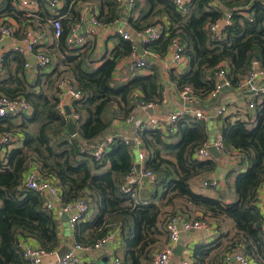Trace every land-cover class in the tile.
I'll use <instances>...</instances> for the list:
<instances>
[{
	"label": "trees",
	"instance_id": "1",
	"mask_svg": "<svg viewBox=\"0 0 264 264\" xmlns=\"http://www.w3.org/2000/svg\"><path fill=\"white\" fill-rule=\"evenodd\" d=\"M17 1L0 0V13L19 21L23 13L15 8ZM85 2L96 8L97 26L123 19L130 30L138 32L160 25L161 36L142 44L158 56L165 57L177 38L187 64L181 71L171 68L169 80L178 91L189 89L200 101L212 100L209 94L222 62L229 80L223 92H235L255 63L264 72L261 0H191L184 12L173 0H134L130 10L126 0H62L54 15L60 16L61 33L43 51L50 57L47 66L27 67L24 55L11 49L3 53L0 95L23 98L31 111L0 117V136L10 132L13 138L3 152L0 149V264H28L20 244L26 240L34 241L45 253L61 246L55 215L44 205L42 195L22 187L33 164L42 177L54 181L64 204L89 198V214L75 224L73 243L91 246L110 234L112 223L119 220L124 251L118 264H152L167 239L165 219L172 213L208 223L230 220L234 225L231 236L219 233L212 241L195 244L190 264H218L235 252L246 254L254 264H264V216L259 205L264 185V93L250 96L253 109L214 118L225 149L241 156L237 167L229 171V175L236 173L228 185L234 195L230 202L222 193L213 197L191 189L190 179L214 171L217 163L213 158L195 157L196 150L210 141L211 123L189 115L181 116L176 131L169 134L149 122L137 126L145 170L154 175L151 198L137 199L135 184L127 178L135 166V143L116 139L101 160H95L89 148L102 138L103 131L111 132L115 120L128 118L138 103L158 106L163 102L161 72L151 63L147 73L137 70L126 81L115 80L117 63L136 52L134 42L118 33L113 36L114 47L100 56L94 35L82 47L70 48L66 37L71 26L80 22ZM225 12L231 13L230 23L216 38L209 25ZM64 78L82 94L71 103L72 112L79 115L74 136L68 134V117L58 107L63 100L58 83ZM193 212L200 215L193 218Z\"/></svg>",
	"mask_w": 264,
	"mask_h": 264
},
{
	"label": "built area",
	"instance_id": "2",
	"mask_svg": "<svg viewBox=\"0 0 264 264\" xmlns=\"http://www.w3.org/2000/svg\"><path fill=\"white\" fill-rule=\"evenodd\" d=\"M120 1V0H119ZM127 1V8L130 10L134 6V0H126ZM176 7L184 12L187 9L188 4L191 0H173ZM23 9H25V15L29 16L32 14L31 10H34L38 7L39 3H44L46 7L58 11L59 7L62 5V0H20L18 2ZM261 3L264 5V0H261ZM54 15H57L54 14ZM53 15V16H54ZM230 12H225L224 16L209 25V31L213 36L216 38H220L222 36L223 28L230 23ZM87 23L90 25L87 26ZM85 24L86 28L83 31L82 25ZM51 25L53 30L54 37H58L61 33V24H60V16H54L51 18ZM97 21L95 18V12L93 11V6L91 3H87L84 7L83 13H81L80 22L71 26L67 37L66 42L70 48H80L85 43L89 37H92L96 34L97 28ZM14 29L11 25L0 23V39L6 37L13 36ZM117 33L121 35L124 39H128L134 42L131 37V34L123 30L122 28L117 29ZM162 30L160 25H151L148 26L138 32H134L137 39L140 40L141 44L149 43L158 39L161 36ZM41 32L34 27H28L22 37L16 38L15 41L9 46L7 50L16 51L25 57L33 56L35 58V65L38 67H45L50 63V57L47 56L43 51L38 50L34 51L35 47L40 42ZM135 45V42H134ZM136 49V46H134ZM170 49L172 51V63L175 67L181 68L185 63L186 59L182 55L183 46L180 41L176 38L170 44ZM5 51L0 52V68L2 65V58L3 53ZM153 57L155 56L154 53L151 51H144L143 55L136 56L132 62L131 66L134 69H142L148 70L149 64L151 62L148 60L147 56ZM34 65V66H35ZM256 63L254 64L252 70L238 82L237 90L238 91H253L254 94H263L264 93V85H261V80L264 79V72L259 68L255 67ZM27 67H31L29 61L26 63ZM227 65L225 62H222L215 72L217 77V82L215 84L214 89L210 92L209 98L214 100L219 97L223 89L229 86V80L227 78ZM58 86L62 92V99L65 96H69L68 106L71 110V114L66 115L64 110V103L63 100L59 104V110L65 114L68 118H71L74 123L78 121L79 115L77 113H73L71 109V103L73 100L80 99L82 94L80 91L75 90L71 85L70 81L67 78L61 79L58 83ZM138 95V93H135ZM164 95V93H163ZM179 98L183 101L182 107L178 111L170 112L163 116H149L148 122L155 126L156 128L160 129L164 134L173 133L176 131V123L178 119L183 115H189L195 117L197 119L207 120L210 117V112L198 110L196 108L190 107L187 105L193 99V95L191 94L189 89H183L178 91ZM251 95H247V98L244 102V109H253L255 107V103L253 100L250 99ZM156 104L154 103H138L134 109V111L139 110H147V109H154ZM31 111V107L29 103H27L23 98L17 97L14 99H10L6 96L0 95V117L4 116H13L18 114H29ZM227 113V107L225 104L218 106L217 109L213 110V117H217L220 115H224ZM13 138L10 132H6L0 136V149L2 152L4 151L5 145L9 143ZM121 139L124 143L133 142L135 143L136 147L139 145L142 147L141 142L139 140L137 134V126L133 128L131 136H124V135H111L108 134L105 137L100 138L97 140L90 148L89 152L91 156L95 160H101L108 150L110 145L116 140ZM213 144L217 150L221 154H225L227 156H233L236 160L241 158L240 154L236 151L233 153L227 151L222 143L221 136L219 132L216 134L213 141L207 142L204 146L200 147L195 152V157L204 160L211 158V154L207 150V146ZM145 161V151L143 147L141 149L137 148L136 159H135V166L130 171L128 175V180L130 182H134L132 180L134 173L137 172L139 178L141 177H148L149 179H153L154 175L151 171L145 170L144 167ZM137 166V167H136ZM203 185L209 187H217L218 182L211 179L209 181H204ZM22 187L33 189L40 193L43 198L44 205L47 209L51 210L55 215V218L58 219L61 213H65L68 216L67 223L68 226L73 230L75 224L83 219L87 213H89V198L81 197L71 203L64 204L62 202L61 193L57 185L54 181L50 178L42 177L39 167L30 168L24 177ZM210 224L206 220H199V219H192L189 218L187 214L182 213H172L169 214L165 219V231L167 235V242L163 247H161L153 257L152 264H172V255L173 249L178 243L180 239V232L181 230L189 231V230H201V229H209ZM264 229V225H263ZM111 238V233L106 235L101 240L97 241L95 244L91 246H82L77 243H72L71 248H68V251L64 254V256L57 262V264H86L84 263L83 259L78 255L79 252H87L92 253L96 250H99L103 245L108 243L109 239ZM23 257L26 259L28 264H41L42 257L48 256L52 253H45L41 251L37 245L29 242L23 241L20 243ZM55 252V251H54ZM53 252V253H54ZM235 260L238 264H254L253 260L243 254L241 252H235L234 254ZM231 256H227L225 258L226 261L230 259ZM119 257L114 256L112 258V264H118ZM181 264H190L191 263V256L186 255L180 262Z\"/></svg>",
	"mask_w": 264,
	"mask_h": 264
},
{
	"label": "crops",
	"instance_id": "3",
	"mask_svg": "<svg viewBox=\"0 0 264 264\" xmlns=\"http://www.w3.org/2000/svg\"><path fill=\"white\" fill-rule=\"evenodd\" d=\"M20 0H18L15 3V8L19 11H22L23 16H19V21L16 20L12 15L6 14V13H0V23H5L8 25H11L14 29L13 36L12 37H6L3 39H10L11 42L7 43L4 47L0 48L1 51H5L9 48V46L12 44L13 41H15L16 38L21 37L25 30L28 27H34L37 28L41 32V38L38 45H40L38 48L42 51L48 50V48L51 46V44L54 42L55 38L52 35V29L51 24L49 23V19L52 15L58 13V11H54L46 5L39 3L38 7H36L34 10H31L32 14L29 16L25 15V9L19 5ZM89 2H85L82 4L81 13L84 11V7ZM93 6V11L96 12V8ZM49 16V17H48ZM64 16V15H63ZM62 16V17H63ZM121 22H124L123 30L128 31L131 35L134 33V31L130 30L127 26L125 20L121 19L119 20ZM118 21V22H119ZM112 25H99L96 28V34L93 36L95 37L96 41V55L100 56L104 52L111 50L115 45L114 35L117 34V23ZM87 26L90 25L87 23ZM143 49V46H142ZM144 50V49H143ZM145 51V50H144ZM154 53V52H152ZM140 55L137 51L127 57L122 58L116 65V68L114 70L113 77L115 80L123 82L132 77V75L138 70L141 71V73H147L149 70H142V69H134L131 66L132 60ZM155 56L149 57L147 56L148 60L152 64H157L158 68L161 72V83L163 84V93H164V100L163 102L156 106L152 111L147 110H139V111H133L128 118L121 119V120H115L113 122V127L111 132H108V134L111 135H124V136H131V133L133 131V128L140 125L143 122H148L149 116H163L173 111H178L182 105L184 104L183 101L179 98L178 90L176 86L169 80V70L171 68H176L178 71L183 70L186 67L185 63L181 68H177L172 63V51L169 47L167 55L164 56H158L156 53H154ZM97 63L96 65H98ZM261 85H264V79L261 80ZM247 98V94L244 91H229L226 90L222 92V94L217 97L214 100H198L197 97H193V99L187 103L190 107L196 108L198 110H205V111H212L218 108V106L225 104L227 107V113L230 114L232 112H245V106L244 102ZM214 122L216 134L218 133V130L216 128V121ZM92 145V144H91ZM137 148L141 149L142 147L139 145L135 149V159H136V153ZM211 158H213L211 156ZM217 165L214 171L207 173L205 175H199L197 177H193L190 179L189 183L191 186V189L198 193H204L209 196H217L218 193H222L226 197V202H230L234 195L231 189H229V184L234 182L236 173L233 172L229 175V171L233 170L237 167L238 160L234 158L233 156H227L225 154H221V157L218 159L213 158ZM36 164H33L31 168H36ZM237 171V170H236ZM215 180L218 182L217 187H209L203 185V182L205 180ZM134 181V189L136 192V198L141 201H147L151 198V192L153 189L152 186V179H142L139 178L137 175V172L134 173V176L132 178ZM259 199H260V207L261 212L264 216V185L259 190ZM177 207L181 206V204H177ZM87 213L86 215H88ZM200 215L199 212H193L192 217ZM67 216V215H66ZM65 214L61 213L59 215V218L56 219V224L59 231V236L61 239V247H68L71 248L73 243V234L72 229L68 226V223L66 220H64ZM210 228L209 229H201V230H189L184 231L181 230L180 232V239L177 244H181L183 246L182 248V254L181 256H178L174 253L172 255V264H181V260L184 256L192 254V249L195 244L197 243H205L212 241L215 239L219 233H227L229 236H231L235 232L234 225L230 220H211L209 221ZM113 229L111 230V238L109 239L108 243L103 245L99 250H96L92 253L87 252H79L78 255L83 259L84 263L86 264H112V258L114 256H120L122 255V252L124 251V242L121 237V230L119 228V220H115L112 223ZM165 243L167 242V239H165ZM29 242L36 245V243L32 240H28ZM163 243L162 247L165 245ZM176 244V245H177ZM234 254V253H233ZM231 255L230 259L228 261L223 260L222 262H219L218 264H238V262L235 260L234 255Z\"/></svg>",
	"mask_w": 264,
	"mask_h": 264
},
{
	"label": "water",
	"instance_id": "4",
	"mask_svg": "<svg viewBox=\"0 0 264 264\" xmlns=\"http://www.w3.org/2000/svg\"><path fill=\"white\" fill-rule=\"evenodd\" d=\"M122 17L123 18H126L127 17V14L126 13H122ZM117 26L118 28H122L124 26V22H121L119 21L117 23ZM82 28H83V31H85V28H86V25L83 24L82 25ZM132 39L134 40L135 42V46H136V51L140 54V55H143L144 53V50L142 49V44L140 42L139 39L136 38L135 34L133 33L131 35ZM11 40L8 38V39H0V48L4 47L7 43H10ZM28 61L30 63L31 66H34L35 65V58L33 56H30L28 57ZM256 68H259V65L256 64L255 65ZM247 95H253L254 92L253 91H248V92H245ZM69 102V96H65L63 98V103L65 104L64 105V110H65V114L66 115H69L71 114V110L69 108V106L67 105ZM149 111H152L153 109H148ZM210 123H212L214 121V117H213V110L210 111V117L208 118ZM67 132L69 135L71 136H74L76 135L77 133V130L75 129V123L74 121L71 119V118H68V124H67ZM108 135V131L105 130L101 133V137H105ZM95 143V141L93 143H91L92 145ZM207 150L209 151V153L211 154V156L215 159H218L221 157V153L217 150V148L211 144L209 146H207ZM137 167V166H136ZM142 179H145V180H148L149 178L148 177H141ZM65 214V213H64ZM65 219L67 221L68 219V216H66L65 214ZM182 248L183 246L181 244H177L173 251L175 254H177L178 256H181L182 254ZM62 251L63 253V256L64 254L68 251V247H61L59 249H57L54 253L48 255V256H45V257H42V260H41V264H57V262L63 257L60 255V252Z\"/></svg>",
	"mask_w": 264,
	"mask_h": 264
},
{
	"label": "rangeland",
	"instance_id": "5",
	"mask_svg": "<svg viewBox=\"0 0 264 264\" xmlns=\"http://www.w3.org/2000/svg\"><path fill=\"white\" fill-rule=\"evenodd\" d=\"M214 125H215L214 122H212L211 123V138H210V141H213V139L216 136V130H215V126ZM60 255L63 256L62 251L60 252Z\"/></svg>",
	"mask_w": 264,
	"mask_h": 264
}]
</instances>
